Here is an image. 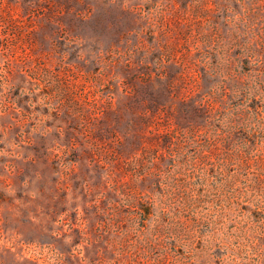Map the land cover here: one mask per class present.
Here are the masks:
<instances>
[{"label": "rangeland", "instance_id": "374dc122", "mask_svg": "<svg viewBox=\"0 0 264 264\" xmlns=\"http://www.w3.org/2000/svg\"><path fill=\"white\" fill-rule=\"evenodd\" d=\"M0 264H264V0H0Z\"/></svg>", "mask_w": 264, "mask_h": 264}, {"label": "trees", "instance_id": "16d2710c", "mask_svg": "<svg viewBox=\"0 0 264 264\" xmlns=\"http://www.w3.org/2000/svg\"><path fill=\"white\" fill-rule=\"evenodd\" d=\"M168 186L171 188L172 192L176 194V190L177 188H179V186H174V184H168ZM188 195H187V199H185V195L182 197L181 199V203H176L175 201V197L173 200L170 201V203L172 204V208H178V206L181 204V208L178 209L177 211H170L168 210L167 212H172V218L173 219H177L180 218L182 216H185L184 212L186 213L187 211H193L194 215L196 216V219H199V216L203 217L206 216V214H204V209L203 205L201 204L203 201H200L199 198H197V195L192 194V192L190 190H187ZM175 194L171 193V196H174ZM199 196V195H198ZM183 203V204H182ZM143 210V212L147 215H150L152 213V211L150 210V208H141ZM179 214V215H178Z\"/></svg>", "mask_w": 264, "mask_h": 264}]
</instances>
